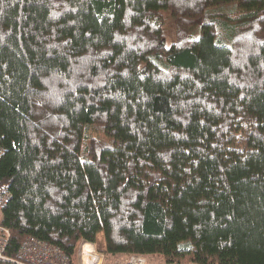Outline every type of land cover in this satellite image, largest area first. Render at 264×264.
<instances>
[{"label":"trees","instance_id":"16d2710c","mask_svg":"<svg viewBox=\"0 0 264 264\" xmlns=\"http://www.w3.org/2000/svg\"><path fill=\"white\" fill-rule=\"evenodd\" d=\"M0 149L9 257L264 264V0H0Z\"/></svg>","mask_w":264,"mask_h":264},{"label":"built area","instance_id":"2783aa9c","mask_svg":"<svg viewBox=\"0 0 264 264\" xmlns=\"http://www.w3.org/2000/svg\"><path fill=\"white\" fill-rule=\"evenodd\" d=\"M1 154V149H0ZM9 191L0 190V208L6 203ZM1 217V214H0ZM9 229L0 222V259L15 261L18 264H71V259L58 246L52 245L36 237L27 236L21 242L16 254L9 257L5 247L9 239ZM80 264H103L104 254L94 244L83 243L78 251ZM111 264H150L147 256L130 255L126 260L114 261ZM175 264V263H173ZM185 264H199L195 262Z\"/></svg>","mask_w":264,"mask_h":264},{"label":"rangeland","instance_id":"374dc122","mask_svg":"<svg viewBox=\"0 0 264 264\" xmlns=\"http://www.w3.org/2000/svg\"><path fill=\"white\" fill-rule=\"evenodd\" d=\"M164 28H165L166 31L168 30L167 31L168 38H166V45H169L171 43L170 40H172V38H173L172 32L170 30V27H169V29H167L168 28V23H165ZM97 237H98L99 242L102 243V240H103L102 233H99ZM127 258L128 257L124 256V255L115 256V257L108 256L107 259L104 257L103 264H111L114 261H122V260H126ZM147 259H148V262L150 264H163L161 258L159 256H157V255H148Z\"/></svg>","mask_w":264,"mask_h":264}]
</instances>
